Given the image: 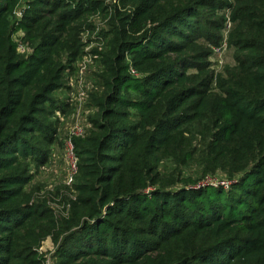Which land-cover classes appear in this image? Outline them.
<instances>
[{"label": "trees", "instance_id": "1", "mask_svg": "<svg viewBox=\"0 0 264 264\" xmlns=\"http://www.w3.org/2000/svg\"><path fill=\"white\" fill-rule=\"evenodd\" d=\"M96 16L97 118L58 213L32 165ZM46 239L51 264H264V0H0V264H44Z\"/></svg>", "mask_w": 264, "mask_h": 264}, {"label": "rangeland", "instance_id": "2", "mask_svg": "<svg viewBox=\"0 0 264 264\" xmlns=\"http://www.w3.org/2000/svg\"><path fill=\"white\" fill-rule=\"evenodd\" d=\"M24 8L25 4L22 3L21 9ZM92 21H94L93 27L81 34L83 44L81 56L75 61L73 69L65 75L64 86L54 93V98L58 104H61V107L53 113V120L57 121V124L55 137L49 148V156L42 165H32L33 179L30 188L34 193V198L46 202L58 213L64 211L65 202L73 196L72 186L77 174L70 177L67 156L69 131L75 122L80 124L84 130L83 136L71 139L76 149V144L80 142L79 139L86 136L93 128L94 120L97 118L94 97L98 96L102 90L100 74L103 65L100 55L92 51L105 50L107 39L103 37V34L109 28V20L96 16L92 18ZM22 35L21 32H17L14 38L18 42V52L27 56L32 49L20 41ZM134 76L139 75L136 73ZM186 171L195 177L199 175L196 166ZM222 177L221 173L216 172L201 180L200 183L222 184ZM53 249L54 246L50 239L43 241L42 250L46 259L49 258Z\"/></svg>", "mask_w": 264, "mask_h": 264}, {"label": "built area", "instance_id": "3", "mask_svg": "<svg viewBox=\"0 0 264 264\" xmlns=\"http://www.w3.org/2000/svg\"><path fill=\"white\" fill-rule=\"evenodd\" d=\"M224 29H225V33H227L228 30L230 29V22L228 19L225 21ZM226 49H227V37L224 36L223 39L221 40L220 44L213 47V53H214V57H215V60L217 62L216 64L218 67H220L224 64V54H225ZM130 72L133 75L136 74V72L132 68H131ZM83 135H84L83 128H81L80 124L75 122L69 131V137H68L69 145L67 148V156H68L69 171L71 173L70 177L75 175L78 171V167H77L78 158H77L76 154L74 153V146L72 144L71 139L73 137H79V136H83ZM44 264H51L49 258H47L45 260Z\"/></svg>", "mask_w": 264, "mask_h": 264}]
</instances>
